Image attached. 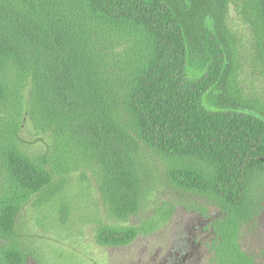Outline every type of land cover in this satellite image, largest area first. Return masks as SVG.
<instances>
[{"label":"trees","instance_id":"1","mask_svg":"<svg viewBox=\"0 0 264 264\" xmlns=\"http://www.w3.org/2000/svg\"><path fill=\"white\" fill-rule=\"evenodd\" d=\"M89 173L110 220L189 194L219 211L214 261L257 264L241 231L264 210V0H0V264L43 262L20 214L67 225ZM153 204L137 226L81 218L125 247L176 211Z\"/></svg>","mask_w":264,"mask_h":264},{"label":"rangeland","instance_id":"2","mask_svg":"<svg viewBox=\"0 0 264 264\" xmlns=\"http://www.w3.org/2000/svg\"><path fill=\"white\" fill-rule=\"evenodd\" d=\"M237 27L243 29L240 24ZM23 136L29 142L37 139L28 125L23 130ZM46 140L36 141L31 148L45 151ZM80 175L71 177L73 194L77 193L81 183L85 186L79 180ZM88 178L92 188L87 193L92 192L93 196L85 206L87 208H82L83 211L74 210V216L67 225L56 224L47 230L39 227L31 206L20 214L18 229L22 235L31 234L28 244L32 248H41L39 252L43 262L31 259L28 264H217L211 251L213 233L210 225L219 213L218 209L208 207L206 202L195 196L168 191L167 195L154 197L139 216L132 217L127 223H118L108 218L93 174L89 173ZM83 197L85 195L79 193V198ZM162 200L171 201L176 207L168 223L154 234L140 235L125 247L100 246L96 241L98 224L82 219L83 215L91 212L107 223L137 226L145 218L155 215L156 206L153 203L161 204ZM203 207H208L207 215L201 210ZM241 233L243 250L253 256L257 264H264V210L251 224L245 225Z\"/></svg>","mask_w":264,"mask_h":264}]
</instances>
